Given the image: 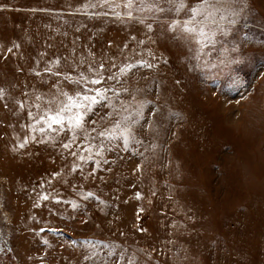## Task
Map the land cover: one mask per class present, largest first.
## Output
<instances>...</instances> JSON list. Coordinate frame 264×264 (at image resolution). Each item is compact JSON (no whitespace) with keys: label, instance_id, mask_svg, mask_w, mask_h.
Masks as SVG:
<instances>
[{"label":"rangeland","instance_id":"1","mask_svg":"<svg viewBox=\"0 0 264 264\" xmlns=\"http://www.w3.org/2000/svg\"><path fill=\"white\" fill-rule=\"evenodd\" d=\"M82 2L0 0L5 6L0 8V42L21 44L16 57L0 59L5 94L10 89L22 102L25 92L48 91L55 77L44 66L56 57H70L73 47L77 57L105 62L112 57L116 63L150 61L151 52L160 63L140 69L136 77H154L161 95L150 99L163 101L181 117L156 130L145 125L140 135L154 145L147 159L121 153L125 159L111 172L91 177L92 164L83 175L69 172L72 157L65 160L59 148L31 143L14 152L27 134L20 128L28 123L26 109L13 114L0 102V221L16 253L14 261L4 255L3 264H78L80 250L69 238L119 242L133 250L139 264H208L209 241L216 245L213 264H264V73L257 75L253 68L264 61V50L246 45L235 63L189 72L183 50L162 33L145 35L110 18L89 19L76 12ZM254 7L264 16V0H255ZM232 79L243 80L246 87L226 88ZM54 173L61 175L54 178ZM88 191L111 207L100 212L96 201L81 198ZM137 191L141 200L135 199ZM56 193L80 203L79 214L68 204L54 203ZM44 194L51 199L43 200ZM41 228L66 235L57 238L40 233ZM44 239L51 251L38 243Z\"/></svg>","mask_w":264,"mask_h":264},{"label":"snow or ice","instance_id":"2","mask_svg":"<svg viewBox=\"0 0 264 264\" xmlns=\"http://www.w3.org/2000/svg\"><path fill=\"white\" fill-rule=\"evenodd\" d=\"M254 5L255 0H83L76 12L93 20L110 18L117 23L133 25L145 35L162 33L167 41L183 50L186 69L196 72L235 63L236 55L243 53L246 45L264 50V16ZM76 31L79 32L80 28L77 27ZM132 39L136 40V37ZM137 42L144 44V40ZM72 43L74 45L75 41ZM20 49L21 44L13 41L0 42V59L16 57ZM128 59L124 57L125 61ZM159 63L160 58L151 52L150 61L143 57L134 63H116L112 57L107 62L95 58L89 60L86 56L77 57L73 47L70 57H56L44 66L43 71L55 77L48 91L40 94L25 92L26 99L21 102L11 95L10 89L6 95V89L0 88V102H4L5 107L11 106L13 114L17 108L26 109L28 123L21 124L20 128L26 129L27 134L13 151L25 149L31 143L59 148L65 160L72 157L67 165L69 172L83 175L84 168L92 164L88 173L91 177H95L98 171L111 172L118 161L125 159L121 153H127L130 159H147L145 154L154 145L150 138L146 142L140 135L145 125L156 130L172 118L181 117L180 113L169 111L163 101L156 104L150 99L153 94L161 95L156 92L158 82L154 77H136L140 69L152 70ZM253 68L257 75L264 73V61L253 64ZM34 74L40 76L41 72L35 71ZM141 81L144 82L142 86ZM225 87L240 90L246 85L241 79H232ZM110 155L115 158L110 159ZM141 169L142 165L138 163L136 171ZM60 175L54 173L53 177ZM41 198L49 200L51 196L44 194ZM81 198L96 201L100 212L111 207L92 191L82 193ZM142 198V193L137 191L135 199ZM53 202L68 204L77 214L82 207L76 201L62 199L59 193ZM3 228L0 221V264H3L4 255H8L9 261H14L16 256L14 248L5 240ZM39 232H50L57 238L66 235L63 230L55 228H41ZM38 243L52 250L47 239ZM69 244L80 250L78 264L81 260L84 264H139L133 250L116 241L69 238ZM206 251L208 264H213L216 245L207 242Z\"/></svg>","mask_w":264,"mask_h":264}]
</instances>
